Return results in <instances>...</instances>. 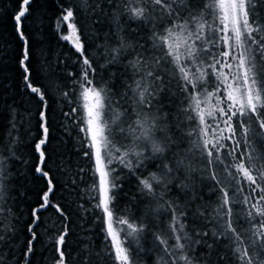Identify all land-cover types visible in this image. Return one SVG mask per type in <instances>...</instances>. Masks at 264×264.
<instances>
[{
  "label": "snow or ice",
  "instance_id": "obj_1",
  "mask_svg": "<svg viewBox=\"0 0 264 264\" xmlns=\"http://www.w3.org/2000/svg\"><path fill=\"white\" fill-rule=\"evenodd\" d=\"M33 2L20 0L12 19L22 42L17 57L22 87L38 100L40 136L33 141L37 161L32 170L45 184L30 212L20 260L15 259V225L0 231V264H31L40 239L39 213L49 207L62 221L51 238L53 264H69L70 229L63 207L54 202L58 181L46 153L50 85L41 81L43 65L39 70L33 65L23 30ZM58 7L57 33L70 42L79 65V72L68 76L80 89L81 152L92 161V199L103 214L97 219L104 222L114 261L135 264L131 246L151 235L158 264H264V0H82ZM82 13L94 17V24L108 25L105 40L112 43L104 48V64L88 52L92 45L87 44ZM133 23L137 28L125 27ZM65 26L66 34L61 31ZM140 28L149 35L142 37ZM110 65L123 71L105 81L100 73ZM113 80L120 81L123 91L115 90ZM177 94L186 107L175 114L165 111L175 106ZM62 95L67 98L69 92ZM11 112L14 121L16 110ZM76 113L72 108L62 115ZM18 144L15 137L0 140V193L7 180L5 161L20 160L14 150ZM127 177L135 178L137 191L149 202L144 219L117 205ZM197 179L218 193L211 211L199 195ZM237 205L240 212L233 211ZM162 213L167 215L164 228L159 227ZM142 250L138 247L135 255ZM80 251V264H93L88 246Z\"/></svg>",
  "mask_w": 264,
  "mask_h": 264
},
{
  "label": "trees",
  "instance_id": "obj_2",
  "mask_svg": "<svg viewBox=\"0 0 264 264\" xmlns=\"http://www.w3.org/2000/svg\"><path fill=\"white\" fill-rule=\"evenodd\" d=\"M77 2L82 0H34L30 9L31 14L23 22V30L33 50V65L38 70L43 65L42 71L39 72L41 81L50 85L48 100L50 142L46 147V153L49 155L48 167L58 181L54 202H58L63 207L70 229V235L67 238L69 264H80L84 255L80 250L85 245L92 253L93 264H117L108 253L107 242L104 239L106 235L103 231L104 222L102 219H97L103 214L94 207L96 202L92 199L91 186L96 179L92 161L83 157L81 152L82 133L77 126L79 123L77 117L81 115L82 105L79 98L80 89L73 87V80L68 76L70 72L78 73L79 65L76 63V54L70 42L63 41L55 27L60 11L58 5ZM19 3L20 0H0V140L7 142L13 137L18 138L19 144L14 150L16 156L20 158L18 161L9 157L5 161L7 180L3 192L0 193V209H3L0 212V222H2L0 231L4 226L15 225V231L18 233L15 240L16 260H20L28 238L26 225L31 220V209L38 206L40 202L38 195L45 184V181L38 179L32 170V166L37 161L33 141L38 140L40 136L37 127L38 100L22 87L21 69L17 63L22 42L17 37L12 16ZM82 15L85 17L81 23L84 25L87 44L92 45L88 47V52L91 56L97 57L100 64H104V48L112 43L105 40L109 32L108 25L107 23L94 24L92 22L94 17L90 19L86 13ZM125 27L135 29L137 25L126 24ZM138 30L142 37L149 35L143 28ZM61 31L66 34V26ZM127 35L135 41L134 33L129 32ZM140 43L145 44V40L141 39ZM97 45L101 47L97 48ZM118 71H123V68L118 70L116 66L110 65L108 72H101L100 75L107 81L111 73ZM112 83L117 85L115 90L123 91L119 80H113ZM63 92H69V97L65 98L62 95ZM182 100L183 97L177 94L175 106L169 105L165 111L171 110L175 114L178 107H186L182 104ZM13 108L16 110L14 121L11 112ZM72 108L77 109V113L72 118L62 115ZM10 121L16 124V129L11 128ZM185 124L191 125L192 122L185 121ZM188 130V128L185 129V131ZM184 147L188 145L185 144ZM149 170L155 171V168L150 165ZM126 172L127 170H124L122 175ZM196 183L202 189L199 195L203 203L211 211L216 207L218 193H215L210 186L200 185L199 179ZM207 183L211 184V182ZM59 185L64 187L61 188ZM136 185L137 182L133 177H127L123 181V190L118 197L117 205L121 209H127L131 217L141 220L144 219V209L149 202L141 197ZM173 195H175L174 192ZM230 195H232L231 191ZM234 199L238 200L240 196L237 194ZM241 207L234 206L233 211L240 212ZM39 215L41 221L36 231L40 239L35 245V254L29 259L31 264H53L55 253L51 248V238L54 237L55 230L61 227V217L51 207L42 210ZM240 219L243 222V215ZM159 220L163 221L159 223V227H166L167 215L162 213ZM197 227L203 230V225H197ZM156 230L157 227L153 226L152 231ZM138 247L143 250L139 255H135ZM154 247L155 242L151 235L141 239L139 245L133 244L131 250L135 256V264H158L159 254L153 251ZM197 251L203 250L198 247ZM9 264H15V261L9 260ZM20 264H23L22 260Z\"/></svg>",
  "mask_w": 264,
  "mask_h": 264
}]
</instances>
